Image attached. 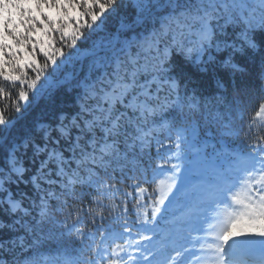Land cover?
Listing matches in <instances>:
<instances>
[{
    "label": "snow or ice",
    "instance_id": "snow-or-ice-1",
    "mask_svg": "<svg viewBox=\"0 0 264 264\" xmlns=\"http://www.w3.org/2000/svg\"><path fill=\"white\" fill-rule=\"evenodd\" d=\"M118 7L124 9L117 29L123 39L112 33L94 40L108 29L100 26L104 14ZM230 26L238 29L235 38L222 40ZM247 57L256 61L254 67L246 63ZM186 64L204 66L203 72L218 64L211 92L188 95L183 82ZM0 70L5 75L14 72L17 80L28 77L31 87L25 93L24 109L38 99L50 101L61 93L72 105L59 115L60 135L45 132L35 142L34 167H25L15 151L0 159V264H10L14 250L21 252L17 264H81L79 255L67 249L83 245L82 229L66 230L62 246L51 248L44 239L36 237L29 243L20 234L22 229L33 231L26 220L33 209L39 207L40 217H47V198L55 195V189L44 186L58 181L63 186L64 177L75 182L72 176L79 175L80 165L90 159L95 162L97 151L112 152L116 137L126 127H134L143 140L148 133L142 125L151 121L180 137L186 135L180 124H186L194 112L203 114L225 102L242 107L252 91L264 101V0H0ZM213 115L222 119L219 111ZM66 116L70 118L67 124L63 123ZM9 123L0 113V132ZM13 184L35 189L39 203L31 192L17 197ZM251 203L262 208L264 197ZM160 211L154 209L156 214ZM245 215L227 217L214 237L218 243L208 244L216 258L204 264H226L230 242L264 241V221L244 227ZM253 250L234 248L233 264H247L244 256ZM193 251L195 241L183 250H173L167 264H180ZM260 251L258 264H264V246ZM96 252L99 255L98 247ZM105 255L106 250L99 259H89L96 264H117L111 254L107 260ZM154 256L143 254L146 262ZM186 264H192V259Z\"/></svg>",
    "mask_w": 264,
    "mask_h": 264
},
{
    "label": "trees",
    "instance_id": "trees-1",
    "mask_svg": "<svg viewBox=\"0 0 264 264\" xmlns=\"http://www.w3.org/2000/svg\"><path fill=\"white\" fill-rule=\"evenodd\" d=\"M109 12L106 19L107 31L94 36V40H103L110 34L117 33L118 19L123 15L124 9L118 7ZM152 26L150 24L148 28ZM237 31L235 26H230L226 30L228 34L220 38L230 42L235 38ZM118 37L123 39L122 36ZM65 51L68 50L65 49ZM100 55H104V52L102 51ZM245 60L250 66L254 67L256 64L251 57ZM185 67L183 82L187 86L188 95L194 92L197 94L211 92L218 64L207 66V72L201 71V67L204 66L186 64ZM4 75L5 73L0 70V113L10 123L4 131L0 132V159L9 153L15 141L29 137V146L22 147L19 156L24 161L25 167L31 169L34 167V144L45 134L39 126L40 123L48 124L50 135H60L59 115L66 114V110L72 105L67 102L65 93H61L50 101L40 100L36 108L17 121L7 134L11 123L29 111L35 102L28 104L24 109L25 93L31 87L27 76L20 79L22 83H14L5 79ZM29 95L31 99L32 94ZM67 95H72V93ZM259 96L260 94L255 91L250 92L242 107H233L225 102L218 108L203 110V114L194 112L187 117L186 124H180L186 129V135L178 137L172 131L169 137L166 133H162L156 145L142 151L130 143L133 141L132 137L121 138L117 146L119 149L117 157L108 154L103 155V160L96 157L94 163L86 162L79 168V175L74 183H68L63 179V186L60 181L54 186L45 185L44 187L55 189V195L47 198V217H40L39 207L33 209L32 215L26 218L28 226L33 231L25 233L22 229L20 234L25 235L29 243L39 237L46 240L50 248L51 246L61 247V238L73 223L79 224L82 221L84 224L82 228L87 231L93 230L96 227L107 225L110 218L121 208L124 212L132 214L134 208L138 206L141 212L140 219H144L142 217L146 215L154 220L162 218L165 214L164 207L175 201L178 192L180 193L183 188L190 186L196 180L211 178L213 168L222 169L228 164L226 155H218L221 146L236 151L256 152L260 146L264 145V116L260 115L264 101H261ZM17 106L20 107V113L17 112ZM216 111L222 113V119L218 120L213 115ZM66 118L70 120L67 116ZM226 122L232 124L235 136L224 134ZM132 156L136 157L135 162L131 161ZM148 163H152L155 173L169 167L172 172L166 173L165 177L158 173L154 180L144 181L141 169L146 168ZM89 169L91 172L88 171ZM194 173L198 175L195 176ZM95 180L98 185L95 184ZM170 186H172L173 194L161 197L160 193L168 191ZM11 188L17 197L22 193L31 192L32 199L36 200L37 204L39 203L36 198L40 194L29 185L13 184ZM142 199L147 200L149 204L142 207L139 204ZM162 199L165 201L163 205L159 203ZM156 207L161 209L159 214L154 213ZM67 250L79 255L81 264H96L94 260L89 259L94 254L93 249L85 251L82 245ZM20 255L19 250H14L10 264H17Z\"/></svg>",
    "mask_w": 264,
    "mask_h": 264
},
{
    "label": "rangeland",
    "instance_id": "rangeland-1",
    "mask_svg": "<svg viewBox=\"0 0 264 264\" xmlns=\"http://www.w3.org/2000/svg\"><path fill=\"white\" fill-rule=\"evenodd\" d=\"M249 2H253V0H249ZM109 14V11L104 14L100 24L101 27H106V19ZM222 23L223 21H221ZM38 69L39 66L37 65L34 71ZM4 76L10 82L22 83L21 80L16 79L14 72H9ZM91 102L94 103L95 101ZM262 108H264V105ZM260 115L264 116V110L260 111ZM69 121L66 118L63 123L67 124ZM39 126L45 132L50 133V128L47 123H40ZM142 127L143 131L148 133L147 136H144L143 140L139 139V136L142 134L137 133L134 127H126L116 137L114 150L110 153L103 154L97 151L95 154L96 157L100 158L108 154H113L114 157H117L119 151L117 148L118 143L121 141V138H126V136L133 137L135 147L140 149L150 147L156 138L161 136V133L166 130L159 125H154L151 121L142 125ZM229 129H226L225 132L228 133L227 131ZM145 141L147 142V146H142ZM28 142L29 137L20 138V140L15 141L10 147L9 153L15 151L18 159H20L19 151ZM111 142L109 140V143ZM130 143L132 144V141ZM223 151L229 153L224 148ZM86 162L93 161L90 159ZM164 170H158V175L165 177ZM211 172L218 175L216 180L198 184L194 188L195 191L184 198L179 196L182 191L180 193L178 192L174 203L178 202L174 204L172 201L174 205L171 203V207H164V211L167 214L161 221H158V219L153 221L149 216L139 221L138 215L140 212L137 209L134 208L133 213L129 214L121 208L120 211H123L124 216L121 213L114 214L110 218L111 223L104 228L100 238L96 239L94 232L87 233V236H85L82 231L84 247L89 248L93 246V256H97V259H99L100 255H104L106 250L105 260H107L108 254H111L112 259L117 264H167L168 256L173 250L177 248L183 250L185 246L195 241L196 249H203V253H195V251L186 253L184 259L180 261V264H186V261L189 259H192V264H204L203 261H208V257L213 256V252L208 250V244L218 243L214 237L225 226L228 216L237 218L246 214L244 227L257 226L260 221H264V207L256 208L251 203V201L256 200L258 197H264V179H262L264 178V146L255 153H236L232 159V165L227 170L220 171L219 169H213ZM65 178L69 182V179L67 177ZM76 179L77 176H72L73 181ZM95 184L98 185L97 182ZM249 186L251 187L249 188ZM172 194L173 191L168 190L160 193V196L167 197ZM238 199L243 202H237ZM139 204L145 207L147 202L142 199ZM230 205L234 207V210H232ZM145 220L147 222H144ZM73 226L79 228L73 223L68 229L73 228ZM139 235H142L141 237L144 238L149 237V239L141 238ZM93 236L94 238H91ZM261 246H264V241L261 239L246 238L243 243L230 242L226 250L233 252L234 248L237 247L254 248L252 252L245 254L244 259L247 264H258L257 259L259 260L261 256ZM97 247L99 248V255L96 252ZM144 253H155V256L152 260L146 262L143 258ZM197 255L203 256L200 259H196L195 256ZM206 255L208 256L206 257ZM121 257L124 259L123 261L120 259ZM94 261L96 262V260ZM226 264H233V262H230L226 258Z\"/></svg>",
    "mask_w": 264,
    "mask_h": 264
},
{
    "label": "water",
    "instance_id": "water-1",
    "mask_svg": "<svg viewBox=\"0 0 264 264\" xmlns=\"http://www.w3.org/2000/svg\"><path fill=\"white\" fill-rule=\"evenodd\" d=\"M39 99L35 102V104L33 105V107L31 108V110L30 111H32L35 107H36V105L39 103ZM29 111V112H30ZM29 112H27L26 114H28ZM25 114V115H26ZM25 115H22V116H20L16 121H14L11 125H10V127L8 128V133L10 132V130H11V128L13 127V125L17 122V121H19L20 119H22Z\"/></svg>",
    "mask_w": 264,
    "mask_h": 264
},
{
    "label": "bare ground",
    "instance_id": "bare-ground-1",
    "mask_svg": "<svg viewBox=\"0 0 264 264\" xmlns=\"http://www.w3.org/2000/svg\"><path fill=\"white\" fill-rule=\"evenodd\" d=\"M234 210V209H233ZM232 212H234V211H232ZM201 250H197L196 249V251H195V253H199ZM201 254V253H200ZM201 256H203V255H201ZM208 255H206V257H207ZM212 258H215V257H212Z\"/></svg>",
    "mask_w": 264,
    "mask_h": 264
}]
</instances>
